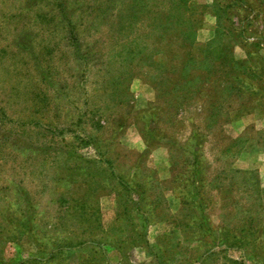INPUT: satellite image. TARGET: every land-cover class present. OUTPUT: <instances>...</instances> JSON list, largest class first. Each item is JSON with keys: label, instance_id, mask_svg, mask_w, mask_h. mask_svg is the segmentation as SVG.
<instances>
[{"label": "rangeland", "instance_id": "1", "mask_svg": "<svg viewBox=\"0 0 264 264\" xmlns=\"http://www.w3.org/2000/svg\"><path fill=\"white\" fill-rule=\"evenodd\" d=\"M0 264H264V0H0Z\"/></svg>", "mask_w": 264, "mask_h": 264}]
</instances>
